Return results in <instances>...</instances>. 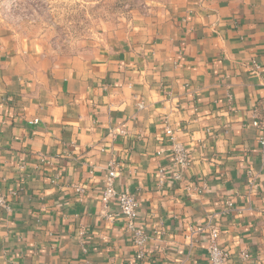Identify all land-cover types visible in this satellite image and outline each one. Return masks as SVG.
<instances>
[{
	"label": "crops",
	"instance_id": "crops-1",
	"mask_svg": "<svg viewBox=\"0 0 264 264\" xmlns=\"http://www.w3.org/2000/svg\"><path fill=\"white\" fill-rule=\"evenodd\" d=\"M99 40L63 57L25 38L0 49V264H207V213L226 264H264V0L153 7ZM110 160L142 257L100 197Z\"/></svg>",
	"mask_w": 264,
	"mask_h": 264
},
{
	"label": "rangeland",
	"instance_id": "rangeland-1",
	"mask_svg": "<svg viewBox=\"0 0 264 264\" xmlns=\"http://www.w3.org/2000/svg\"><path fill=\"white\" fill-rule=\"evenodd\" d=\"M185 0H0V49L20 38L56 56L94 52L100 36L140 12Z\"/></svg>",
	"mask_w": 264,
	"mask_h": 264
},
{
	"label": "built area",
	"instance_id": "built-area-1",
	"mask_svg": "<svg viewBox=\"0 0 264 264\" xmlns=\"http://www.w3.org/2000/svg\"><path fill=\"white\" fill-rule=\"evenodd\" d=\"M230 98V95L228 96ZM36 121V119H35ZM253 124L260 129V134L258 136L259 146L262 152H264V125L259 121H254ZM109 134L112 136L125 135V131L122 128H111ZM165 135H167L169 140V152L172 157V163L179 167L180 169L185 168L189 165L190 158L189 153L185 146L180 142L174 141V136L172 130L167 128L165 130ZM163 149H159L157 154L163 153ZM264 162V159H263ZM117 164L115 161L110 160L108 162V168L104 175V187L101 191V200L108 202L110 199H115L119 212L124 219L126 231L129 232L133 244L137 247L138 252L137 257H142L143 255V245L145 242V235L143 231L135 226V219L137 217V201L133 193L127 191H118L114 186V180L118 176ZM163 174L159 171L158 183L163 185ZM179 177V174L176 175ZM257 173H250V178L248 182L249 191L256 187L257 183ZM79 192H83L82 188H78ZM228 205H231L228 203ZM0 209H9V204L6 197L0 192ZM213 214L207 213L205 215L204 222L197 226V230L206 229V258L207 264H226L229 254L224 247L218 243L219 238V228L214 223ZM248 254L246 252L242 253V257L246 258Z\"/></svg>",
	"mask_w": 264,
	"mask_h": 264
}]
</instances>
